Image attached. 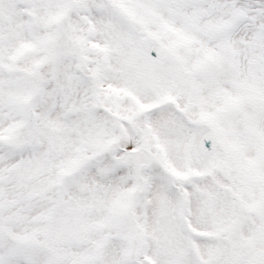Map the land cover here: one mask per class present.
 Wrapping results in <instances>:
<instances>
[{"label":"snow or ice","instance_id":"6c2138e0","mask_svg":"<svg viewBox=\"0 0 264 264\" xmlns=\"http://www.w3.org/2000/svg\"><path fill=\"white\" fill-rule=\"evenodd\" d=\"M0 264H264V0H0Z\"/></svg>","mask_w":264,"mask_h":264}]
</instances>
